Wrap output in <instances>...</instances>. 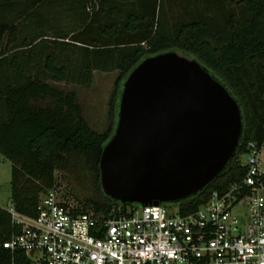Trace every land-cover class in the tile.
I'll list each match as a JSON object with an SVG mask.
<instances>
[{
    "label": "trees",
    "instance_id": "obj_1",
    "mask_svg": "<svg viewBox=\"0 0 264 264\" xmlns=\"http://www.w3.org/2000/svg\"><path fill=\"white\" fill-rule=\"evenodd\" d=\"M166 50L204 65L237 101L243 123L226 170L174 206L186 214L212 190L241 180L237 157L247 142L264 141V0H0V155L10 163L9 201L18 212L35 214L39 196L54 186L56 166L93 189L77 210L124 212L127 205L100 190L101 147L112 133L125 75L143 57ZM94 71L117 72L103 131L88 125L74 92L47 83L88 86ZM11 231L0 209V263L9 256L1 242Z\"/></svg>",
    "mask_w": 264,
    "mask_h": 264
},
{
    "label": "water",
    "instance_id": "obj_2",
    "mask_svg": "<svg viewBox=\"0 0 264 264\" xmlns=\"http://www.w3.org/2000/svg\"><path fill=\"white\" fill-rule=\"evenodd\" d=\"M242 128L237 101L198 60L175 50L145 56L121 82L100 190L122 205L174 207L226 170Z\"/></svg>",
    "mask_w": 264,
    "mask_h": 264
},
{
    "label": "built area",
    "instance_id": "obj_3",
    "mask_svg": "<svg viewBox=\"0 0 264 264\" xmlns=\"http://www.w3.org/2000/svg\"><path fill=\"white\" fill-rule=\"evenodd\" d=\"M261 146L247 142L241 180L186 214L162 203L79 211L53 189L39 196L34 215L9 201L0 206L12 227L0 264H264Z\"/></svg>",
    "mask_w": 264,
    "mask_h": 264
},
{
    "label": "rangeland",
    "instance_id": "obj_4",
    "mask_svg": "<svg viewBox=\"0 0 264 264\" xmlns=\"http://www.w3.org/2000/svg\"><path fill=\"white\" fill-rule=\"evenodd\" d=\"M177 53L193 58L191 55L183 54L181 51H177ZM116 76L117 72L115 71L107 73L94 71L91 74V81L88 86L51 81L47 83L60 92H74L81 107L82 116L88 125L97 131H103L108 124L109 100ZM237 158L239 162H243L245 153L240 154ZM259 159L262 166H264V142L260 149ZM9 168V161L0 155V206L2 207L9 202ZM53 178L54 186L52 189L57 198L63 202L80 207L85 199L94 196L92 188L77 179L74 174L58 166L54 169ZM171 209L176 211L175 207H171Z\"/></svg>",
    "mask_w": 264,
    "mask_h": 264
}]
</instances>
